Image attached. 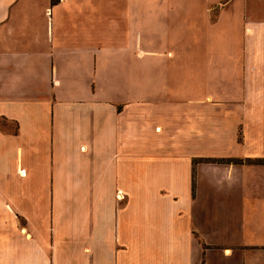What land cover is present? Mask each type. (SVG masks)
I'll list each match as a JSON object with an SVG mask.
<instances>
[{"label": "crops", "instance_id": "1", "mask_svg": "<svg viewBox=\"0 0 264 264\" xmlns=\"http://www.w3.org/2000/svg\"><path fill=\"white\" fill-rule=\"evenodd\" d=\"M0 264H264V0H0Z\"/></svg>", "mask_w": 264, "mask_h": 264}, {"label": "built area", "instance_id": "2", "mask_svg": "<svg viewBox=\"0 0 264 264\" xmlns=\"http://www.w3.org/2000/svg\"><path fill=\"white\" fill-rule=\"evenodd\" d=\"M20 172H22V171H20Z\"/></svg>", "mask_w": 264, "mask_h": 264}]
</instances>
